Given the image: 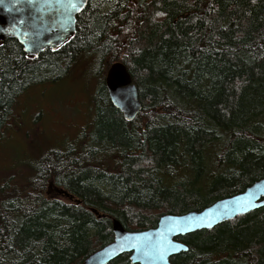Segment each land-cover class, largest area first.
Returning <instances> with one entry per match:
<instances>
[{
  "label": "trees",
  "instance_id": "16d2710c",
  "mask_svg": "<svg viewBox=\"0 0 264 264\" xmlns=\"http://www.w3.org/2000/svg\"><path fill=\"white\" fill-rule=\"evenodd\" d=\"M114 62L137 85L131 122L105 88ZM80 64L94 118L0 180V264H80L112 241L113 220L154 228L264 177V0H87L55 50L30 57L5 39L0 138L24 91ZM176 240L188 250L171 264H264V207ZM108 264L132 263L125 253Z\"/></svg>",
  "mask_w": 264,
  "mask_h": 264
},
{
  "label": "water",
  "instance_id": "95a60500",
  "mask_svg": "<svg viewBox=\"0 0 264 264\" xmlns=\"http://www.w3.org/2000/svg\"><path fill=\"white\" fill-rule=\"evenodd\" d=\"M86 3L87 0H0V42L15 39L30 57L46 49L55 50L74 34L76 16ZM104 82L111 105L127 122L133 121L141 104L137 85L127 68L120 62L112 63ZM262 207L264 177L242 192L219 199L200 211L162 215L154 228L127 231L113 220L112 241L89 254L80 264H108L125 253L129 254L132 264H171V257L188 250L177 237L212 229Z\"/></svg>",
  "mask_w": 264,
  "mask_h": 264
},
{
  "label": "rangeland",
  "instance_id": "374dc122",
  "mask_svg": "<svg viewBox=\"0 0 264 264\" xmlns=\"http://www.w3.org/2000/svg\"><path fill=\"white\" fill-rule=\"evenodd\" d=\"M81 64L65 79L34 85L18 97L8 130H4L0 140V180L19 174L22 170L18 164L25 157L30 156L24 162L31 164L33 152L63 146L64 149L94 118L92 109L89 110L94 81L85 80L90 74ZM48 193L61 200L68 199L61 191Z\"/></svg>",
  "mask_w": 264,
  "mask_h": 264
},
{
  "label": "bare ground",
  "instance_id": "6f19581e",
  "mask_svg": "<svg viewBox=\"0 0 264 264\" xmlns=\"http://www.w3.org/2000/svg\"><path fill=\"white\" fill-rule=\"evenodd\" d=\"M208 207V206H207ZM241 216V215H240ZM238 217V216H237ZM113 222V221H112Z\"/></svg>",
  "mask_w": 264,
  "mask_h": 264
}]
</instances>
